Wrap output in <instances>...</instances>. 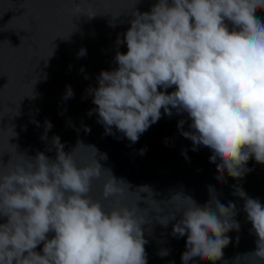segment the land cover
Returning a JSON list of instances; mask_svg holds the SVG:
<instances>
[{
	"label": "clouds",
	"instance_id": "clouds-1",
	"mask_svg": "<svg viewBox=\"0 0 264 264\" xmlns=\"http://www.w3.org/2000/svg\"><path fill=\"white\" fill-rule=\"evenodd\" d=\"M260 9L264 0H155L149 11L131 12L123 39H116L117 45L126 43L127 51H117V67L101 70L98 85L87 89L105 133L111 135L114 126L136 143L161 118V109L169 117L175 109L190 118L191 131L183 129L184 120L177 127L192 141L193 150L199 145L211 150L218 182H226L225 172L243 178L251 171L246 167L250 158L264 164ZM69 11L72 17L98 14L84 0H72ZM56 37L61 36L52 40ZM84 55L81 48L78 56ZM173 86L171 92L158 90ZM72 96L71 86H66L64 99ZM44 127L41 139L47 141L52 125L45 121ZM90 147L91 160L77 165V147L66 153L54 135L48 150L55 149V159L37 151L34 157L21 153L18 162L0 164V217H6L0 223V264H147L145 232H152L154 221L164 227L175 221L171 234L186 237L183 264L196 259L215 264L223 258L231 242L226 234L240 230L235 203H221L212 186L210 200L202 206L182 190L157 200L151 186H133L103 167L98 150ZM99 159L106 160V154L100 153ZM94 181L102 182L98 198L92 195ZM233 188V195L244 200L250 231L257 237L255 250L243 259L253 257L264 264V205L242 187ZM41 244L42 251H36ZM168 254L167 249L158 252L161 257ZM240 260L237 256L234 264Z\"/></svg>",
	"mask_w": 264,
	"mask_h": 264
},
{
	"label": "water",
	"instance_id": "water-1",
	"mask_svg": "<svg viewBox=\"0 0 264 264\" xmlns=\"http://www.w3.org/2000/svg\"><path fill=\"white\" fill-rule=\"evenodd\" d=\"M154 2L84 0L85 5L91 4L98 13L89 18L85 14L71 16L72 0H0V164L7 165L9 160L18 162L21 157L17 154L21 153L34 157L37 151L55 159V149L48 150L55 135L66 153L77 147L73 153L77 165L91 160L94 150L90 146H93L103 167L133 186H151L158 193L157 200H166L171 193L182 190L202 206L209 202L208 186H212L221 203L236 204L235 219L240 224L238 232L226 234L231 242L223 249V258L215 264H234L237 256L241 257L240 264H257L253 257L243 259L244 254L255 250L257 237L250 231L252 225L243 211L244 200L233 195V185L242 187L249 197L264 205V164L250 158L246 167L251 171L243 178L235 179L225 172L226 182H218L217 167L209 159L211 150L203 145L193 150L192 141L182 136L177 127L178 121L184 120L183 129L191 131L190 118L175 109L170 117L161 109V118L136 143L114 126L112 134H106L104 126L98 123L96 105L87 89L98 85L101 70L117 67V51H127L126 43L117 45L116 39L117 36L123 39L132 19L131 12L149 11ZM256 16L264 19V9L258 10ZM73 25L76 27L69 33ZM57 35L64 38L52 40ZM81 48L86 49L82 57L78 56ZM50 49L52 55L48 56ZM66 86H71L73 91L69 99H64ZM158 90L171 92L174 86ZM90 110L92 115L88 114ZM45 121L52 125L47 131V141L41 139ZM85 127L90 131H85ZM78 141L83 145L77 146ZM100 153L106 154L107 159L100 160ZM101 184V181L93 182L94 197H99ZM140 207L146 205L140 202ZM5 221L6 217H0V223ZM173 223L170 221L164 227L154 221L152 232H145L147 264H183L181 254L186 250V237L171 234ZM52 235L49 233V237ZM161 249H167L169 254L159 256ZM36 251H42V244ZM190 264L213 262L196 259Z\"/></svg>",
	"mask_w": 264,
	"mask_h": 264
}]
</instances>
